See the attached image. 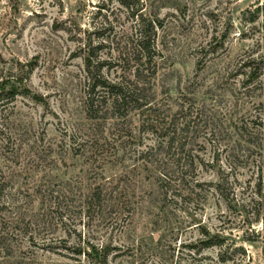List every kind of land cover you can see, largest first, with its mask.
I'll return each instance as SVG.
<instances>
[{
	"label": "rangeland",
	"instance_id": "rangeland-1",
	"mask_svg": "<svg viewBox=\"0 0 264 264\" xmlns=\"http://www.w3.org/2000/svg\"><path fill=\"white\" fill-rule=\"evenodd\" d=\"M123 1L127 3L0 0V89L6 91L12 85L17 88L15 98L6 106L0 105V143H9L15 134L16 138L23 134L22 138L29 139L34 133L38 143L27 155L28 164L36 163L40 175L53 172L63 185L69 181L75 192V196H67L64 207L68 208L61 213L46 211L48 216L62 215V222L51 221L36 230L39 244L28 241L22 252L2 264H262L264 159H258L259 154L263 157L258 149L248 152L249 164L237 169V179L229 175L227 181L222 180L227 194L220 195L215 184L231 163L222 150L224 141L201 132V145L195 144L205 158L196 173L203 184L201 192L162 205L157 203L159 197L149 192L135 203L142 174L137 170L136 176L126 163L106 162L95 182H105L106 191L126 202L121 212L88 208L82 202L79 194H87L92 186L84 180L91 178L82 158L67 155L43 171L45 164L34 150L54 142L59 131L79 117L87 36L99 41L95 40L96 29L102 37L108 36L109 41L103 43L106 46L97 51L107 56L111 46L124 45L130 34L135 37L139 18L132 13L140 7L146 16L155 13L162 18L158 44L166 57L170 94L176 95L178 88L193 79L202 83L201 87L212 78L225 79L227 82L214 92L219 107L225 110L229 100L237 98L240 102L236 111L259 112L264 119V67L254 95L242 93L244 68L237 75L225 74L248 54L264 55L260 20L239 22L241 11H253L258 0H128L130 7ZM230 19L234 20L233 28L220 45L215 43L212 39L225 32L224 24ZM225 93L235 95L228 97ZM21 122L24 126L18 128ZM23 128H29L27 134L18 131ZM42 135L45 143L41 142ZM216 152L220 153L217 160ZM99 172L100 167H95L91 174ZM39 201L35 199V209ZM207 232L225 235L226 252L219 245L207 246L202 241ZM41 238L56 247L42 246Z\"/></svg>",
	"mask_w": 264,
	"mask_h": 264
},
{
	"label": "trees",
	"instance_id": "trees-1",
	"mask_svg": "<svg viewBox=\"0 0 264 264\" xmlns=\"http://www.w3.org/2000/svg\"><path fill=\"white\" fill-rule=\"evenodd\" d=\"M126 1L122 4L130 7V2ZM142 8L132 13L139 18L135 37L128 35L125 46H111L107 56L102 57L97 51L106 46L103 43L109 41L108 36L102 37L98 29L95 40L99 41L94 42L87 36L79 117L62 128L54 142L34 150L45 164L43 171L47 165L56 164L67 155L83 159L91 178L84 180L92 186L87 194L79 195L88 208L121 212L127 205L122 198L106 191L105 182H95L109 162L126 163L131 165L136 176L139 177L137 170L142 174V181L137 183L141 192H137L135 203L144 198L145 192L159 197L158 205L199 195L203 184L196 179V173L204 165L205 158L195 144L201 145L198 141L201 132H209L215 139L224 141L222 150L226 151L231 163L220 176L221 181L215 184L220 195L227 194L223 182L227 181V176L237 179V169L249 164L251 153L248 152L258 149L263 153L258 159H264V119L260 113L236 111L240 102L237 98L230 99L224 110L214 97L216 89L227 82L225 79L212 78L203 87L193 79L178 88L176 95L169 93L171 89L167 86L164 65L166 57L158 44L162 18L155 13L146 16ZM258 20L264 30V0H258L251 12L247 8L242 10L239 18L240 23ZM233 25L234 20L226 21L225 32L212 40L220 45ZM260 43V40L256 41L258 46ZM263 67L264 55L251 53L227 69L225 74L237 75L244 68L241 72L244 74L242 93L254 95ZM4 89H0V105L6 106L15 98L17 88L12 85L6 91ZM258 91L261 92V88ZM23 126L22 122L17 123L18 128ZM207 126H211L210 130ZM18 131L27 134L29 128ZM16 135L13 134L14 139L9 143H0V264L15 258L28 241L39 244V239L35 240L36 230L44 229L51 221L59 219L62 222V215L48 216L46 211L61 213L68 208L64 207L67 196H75L69 181L63 185L53 172L45 171L40 175L36 163L28 164L27 155L38 143L34 133L29 139L22 138L23 134L20 138ZM41 142L45 143L43 135ZM218 155L220 153L216 152L215 160ZM95 167H100L98 175L91 174ZM261 167H258L259 176ZM36 198L40 200L38 209L34 208ZM256 235H260L259 231ZM41 239L42 246L56 247ZM225 239L224 234L207 232V238L202 241L207 246L219 245L226 252ZM245 240L252 241V238Z\"/></svg>",
	"mask_w": 264,
	"mask_h": 264
}]
</instances>
